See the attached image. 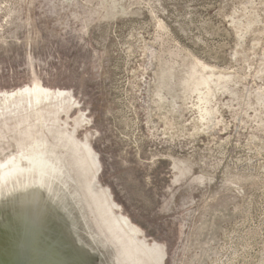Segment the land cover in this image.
Instances as JSON below:
<instances>
[{
    "label": "rangeland",
    "instance_id": "1",
    "mask_svg": "<svg viewBox=\"0 0 264 264\" xmlns=\"http://www.w3.org/2000/svg\"><path fill=\"white\" fill-rule=\"evenodd\" d=\"M31 85L164 264H264V0H0V93Z\"/></svg>",
    "mask_w": 264,
    "mask_h": 264
},
{
    "label": "water",
    "instance_id": "2",
    "mask_svg": "<svg viewBox=\"0 0 264 264\" xmlns=\"http://www.w3.org/2000/svg\"><path fill=\"white\" fill-rule=\"evenodd\" d=\"M70 89L0 93V264H164L114 212Z\"/></svg>",
    "mask_w": 264,
    "mask_h": 264
},
{
    "label": "bare ground",
    "instance_id": "3",
    "mask_svg": "<svg viewBox=\"0 0 264 264\" xmlns=\"http://www.w3.org/2000/svg\"><path fill=\"white\" fill-rule=\"evenodd\" d=\"M204 83H206V82H204ZM124 218V217H123ZM125 219V218H124ZM127 220V219H126ZM128 221V220H127Z\"/></svg>",
    "mask_w": 264,
    "mask_h": 264
}]
</instances>
